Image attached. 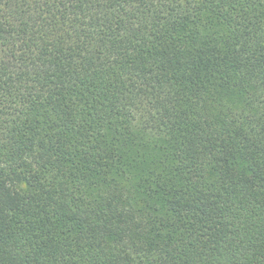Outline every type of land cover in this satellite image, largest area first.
Masks as SVG:
<instances>
[{
    "label": "trees",
    "instance_id": "trees-1",
    "mask_svg": "<svg viewBox=\"0 0 264 264\" xmlns=\"http://www.w3.org/2000/svg\"><path fill=\"white\" fill-rule=\"evenodd\" d=\"M0 264H264V0H0Z\"/></svg>",
    "mask_w": 264,
    "mask_h": 264
}]
</instances>
